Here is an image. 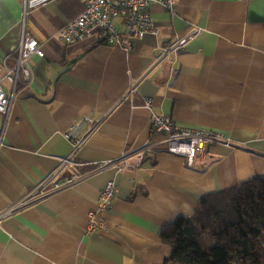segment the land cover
I'll return each mask as SVG.
<instances>
[{"label": "crops", "instance_id": "crops-1", "mask_svg": "<svg viewBox=\"0 0 264 264\" xmlns=\"http://www.w3.org/2000/svg\"><path fill=\"white\" fill-rule=\"evenodd\" d=\"M84 9L82 0H0V64L24 25L45 53L32 58L33 83L8 118L0 114V264H164L173 253L159 236L166 226L190 217L208 194L264 177V0H178L174 14L152 6L160 32L130 52L59 42L58 31ZM195 31L179 55L161 57L174 37ZM153 114L230 145H211L190 166L153 134ZM83 117L99 124L73 154L64 133ZM147 144L152 153L129 155L119 169L124 153ZM71 155L74 165L57 181L81 180L7 212ZM111 181L113 206L97 217L105 228L90 232L89 213Z\"/></svg>", "mask_w": 264, "mask_h": 264}, {"label": "built area", "instance_id": "built-area-1", "mask_svg": "<svg viewBox=\"0 0 264 264\" xmlns=\"http://www.w3.org/2000/svg\"><path fill=\"white\" fill-rule=\"evenodd\" d=\"M85 4L84 11L76 19L66 24L57 33L56 39L65 46L84 42L102 43L109 47H119L125 52L133 50L135 43L143 40L147 35L157 36L159 27L154 23L150 8L161 6L165 11L174 14L178 0H82ZM25 15V13H24ZM196 31L188 37H174L170 45L163 48L161 57L165 60L171 56H177L182 52ZM44 58L45 53L41 44L23 26L19 45L10 55L6 56L0 64V114L8 118L17 97L23 89L28 88L34 79L33 57ZM172 69L170 77L175 75V61H171ZM135 91L131 87L127 96ZM145 106L150 108L152 100L145 99ZM98 122L83 117L73 124L64 137L71 143L73 154L80 150L95 132ZM151 129L154 135L163 137L166 151L172 155L186 159L188 165H192L198 157L205 156L211 145H230L228 139L214 131L204 129L187 130L179 128L170 117L153 114L151 117ZM2 141L0 138V147ZM153 145L147 144L134 154L124 153L121 160L124 164L119 169L122 171L129 165L126 159L129 155H137L140 160L143 156L152 153ZM113 164V163H112ZM70 165H74L73 155L56 169V171L44 179L35 187L29 199L20 202L15 209L17 211L33 203L37 198H43L50 193L72 188L82 179V176H72L69 179L57 181L58 176L66 171ZM112 166L110 164H98L96 171L104 170ZM118 187L114 182H108L101 191L97 205L89 213V231L104 229L102 220H97L99 215L109 211L114 203ZM6 217L0 213V223Z\"/></svg>", "mask_w": 264, "mask_h": 264}, {"label": "trees", "instance_id": "trees-1", "mask_svg": "<svg viewBox=\"0 0 264 264\" xmlns=\"http://www.w3.org/2000/svg\"><path fill=\"white\" fill-rule=\"evenodd\" d=\"M164 264H264V177L208 194L160 232Z\"/></svg>", "mask_w": 264, "mask_h": 264}, {"label": "rangeland", "instance_id": "rangeland-1", "mask_svg": "<svg viewBox=\"0 0 264 264\" xmlns=\"http://www.w3.org/2000/svg\"><path fill=\"white\" fill-rule=\"evenodd\" d=\"M45 196H46V195H45ZM45 196H44V197H45Z\"/></svg>", "mask_w": 264, "mask_h": 264}]
</instances>
